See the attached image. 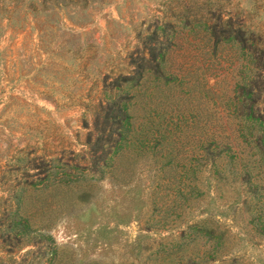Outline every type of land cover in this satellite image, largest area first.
Masks as SVG:
<instances>
[{
    "label": "rangeland",
    "instance_id": "obj_1",
    "mask_svg": "<svg viewBox=\"0 0 264 264\" xmlns=\"http://www.w3.org/2000/svg\"><path fill=\"white\" fill-rule=\"evenodd\" d=\"M7 1L8 12L0 19L8 16L14 26L0 22L5 27L0 37V264H31L34 258L50 264L62 256L67 264H186L191 250L206 264L218 239L181 245L160 229L184 219L178 213L185 203L178 198L162 207V193L148 190L153 172L142 163L151 162V155L110 154L118 139L112 133L120 127L112 101L128 92L135 96L134 113L143 114L147 102L154 105L156 97L151 103L145 87L123 81L135 77L148 58L145 42L156 31L160 42L169 34L179 37L181 49L170 66L181 71L209 67L207 75L220 73L219 93L229 97L236 81L250 77L247 52L223 44L214 59L204 41L196 37L193 47L185 38L190 32L203 35L206 28L198 23L206 19L243 22L247 31L264 38V0ZM179 97L186 117L174 116L170 129L183 132L184 151H190L185 157L199 161L202 128L217 129L227 121L211 115L223 111L225 103L173 89L170 100ZM143 122L132 120L136 127ZM124 167L129 186L120 182ZM192 180H197L196 194L214 185L198 174ZM241 190L239 185L231 190L233 199L243 197ZM203 203L192 217H205L206 209L219 216L221 229L232 232L231 258L264 264V238L250 224V213H238L233 222L235 209L218 201Z\"/></svg>",
    "mask_w": 264,
    "mask_h": 264
},
{
    "label": "trees",
    "instance_id": "obj_2",
    "mask_svg": "<svg viewBox=\"0 0 264 264\" xmlns=\"http://www.w3.org/2000/svg\"><path fill=\"white\" fill-rule=\"evenodd\" d=\"M7 0H0V14L5 16L8 7ZM6 20L5 27L14 26V21L10 17H3L0 22ZM210 20L199 24L205 26L203 35H193L191 32L185 38L194 47L196 37L204 41L205 48L208 49L210 58H216L221 45H231L247 52L249 60L250 77L234 83L232 95L219 93L222 81L218 80L220 73H209V67L204 65L201 68H194L193 65L185 70H177L170 66L173 54L179 47L178 35H166L165 42H160L159 32L147 37L145 42L148 47V58L144 57L139 71L135 77L125 79V84L142 85L145 92L153 101L154 105L145 103L139 111H132L134 95H119L113 98L112 112L113 118L120 125L116 134L118 139L112 142L110 137L108 142L110 154L115 153L117 157L127 156L135 159L151 155V162L142 163L153 172L151 184L148 190H153V195H162L158 203L165 207L168 202L174 203L178 198L184 199L185 207L179 214L184 218L180 223L172 221L169 226L160 227L161 230L170 231V235L179 239L181 245L197 241L200 238L220 241L214 248L215 255L208 258L206 264H243L238 258H231L233 247L229 236L232 232L223 224L219 216L212 211H205V217H192V214L204 208L203 201H218L222 208H233L232 221L236 222L238 213L242 211L250 213V224L256 230L259 238H264V38L260 33L247 31L245 24L234 23L233 19H219L218 24H212ZM190 25V21L187 22ZM236 25V26H235ZM0 23V37L4 30ZM169 29L174 26L168 24ZM221 27V30H219ZM166 33V31H165ZM205 64V63H204ZM202 70L201 74L198 70ZM202 75V76H201ZM219 76V77H218ZM210 79V81H209ZM118 90H124L118 85ZM178 90L180 94L199 93L207 100L220 99L221 105L225 103V109L221 112H214L211 115H219V120L227 119L222 126L217 129L209 127L202 128L200 135L201 149L204 153L201 160L195 157H185L183 144V132L172 131L170 124L175 117H186L182 111L181 97L177 100H170L172 91ZM180 90V91H179ZM211 97V98H209ZM159 101H158V100ZM222 99L226 101L223 102ZM215 106V105H214ZM116 108V109H115ZM226 112V113H225ZM175 113V114H174ZM137 114V115H136ZM137 117V118H136ZM202 119L206 123L210 120L208 115ZM147 120L138 127L132 120ZM209 119V120H208ZM192 152L195 151L192 149ZM127 153V154H125ZM192 153V154H193ZM107 154V153H106ZM130 155V156H129ZM135 161V160H134ZM200 164H199V163ZM116 164L113 159V165ZM121 165V161L118 163ZM199 164V165H198ZM123 177L120 180L124 186L131 185V176L127 174L129 169L123 168ZM201 180L204 178L212 180L210 192L196 194L193 175H197ZM204 174H207L204 177ZM118 180V179H117ZM34 183H24L23 186H33ZM22 186V183H19ZM239 185L242 198L233 199L231 190ZM148 191V192H149ZM240 191V190H239ZM164 193V194H163ZM156 204V200H154ZM243 208V209H242ZM162 211V209L160 210ZM166 208L164 213L167 214ZM179 222V221H178ZM151 231L152 227H147ZM177 231V234H173ZM264 241V239H263ZM206 256V255H205ZM199 253L191 250L187 255L186 264H200ZM199 259V260H198ZM210 261V262H209ZM38 264L40 260L34 258L31 264ZM50 264H67L64 257H56L50 260ZM146 264H149L148 262Z\"/></svg>",
    "mask_w": 264,
    "mask_h": 264
}]
</instances>
